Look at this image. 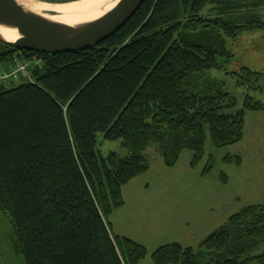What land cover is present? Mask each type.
<instances>
[{
    "label": "trees",
    "instance_id": "trees-1",
    "mask_svg": "<svg viewBox=\"0 0 264 264\" xmlns=\"http://www.w3.org/2000/svg\"><path fill=\"white\" fill-rule=\"evenodd\" d=\"M263 11L264 0H147L120 32L90 50L50 55L0 44V71L17 58L43 61L32 81L0 83V217L11 221L12 248L24 264L143 263L146 248L112 231L123 188L147 174L153 145L172 168L185 150L193 166L204 159L207 131L217 149L243 139L246 111L264 112L251 96L264 94V74L246 67L231 73L248 90L242 110L205 74L222 68L220 58L231 63L229 41L264 30ZM98 133L121 141L128 155L98 156ZM211 169L212 159L205 173ZM262 245L264 205L251 206L198 250L168 244L152 261L264 264V254L252 256Z\"/></svg>",
    "mask_w": 264,
    "mask_h": 264
},
{
    "label": "rangeland",
    "instance_id": "rangeland-1",
    "mask_svg": "<svg viewBox=\"0 0 264 264\" xmlns=\"http://www.w3.org/2000/svg\"><path fill=\"white\" fill-rule=\"evenodd\" d=\"M229 49L234 53L231 63L220 58L222 68L207 72L205 77L223 83L226 92L237 100V110H242L248 90L239 87L231 73L246 67L264 74V30L229 41ZM22 81L5 83L16 88ZM251 96L264 104V94L253 90ZM112 152L122 157L128 155L121 141H109L104 133H98V156L107 157ZM146 157L149 171L123 188L125 205L110 217L114 234L146 248L147 257L142 264H154L153 254L168 244L179 243L198 250L202 242L233 215L247 207L264 205V112L246 111L244 137L230 147L215 148L207 131L205 157L195 166L189 150L183 151L172 168L166 166L156 145L149 148ZM228 158L233 162H228ZM236 158L241 160V165ZM211 159L212 169L205 173ZM12 236L13 225L2 215L0 264H24L14 254ZM263 254L264 245L252 256Z\"/></svg>",
    "mask_w": 264,
    "mask_h": 264
},
{
    "label": "water",
    "instance_id": "water-1",
    "mask_svg": "<svg viewBox=\"0 0 264 264\" xmlns=\"http://www.w3.org/2000/svg\"><path fill=\"white\" fill-rule=\"evenodd\" d=\"M33 1L54 6L73 3ZM146 1L116 0V5L102 17L69 25L38 14L20 4L18 0H0V44L19 51L50 55L90 50L120 32ZM1 29L16 31L19 39L15 42L7 40Z\"/></svg>",
    "mask_w": 264,
    "mask_h": 264
},
{
    "label": "bare ground",
    "instance_id": "bare-ground-1",
    "mask_svg": "<svg viewBox=\"0 0 264 264\" xmlns=\"http://www.w3.org/2000/svg\"><path fill=\"white\" fill-rule=\"evenodd\" d=\"M18 1L20 4L38 14L45 15L54 21L69 25L96 20L116 5V0H80L70 4L55 6L52 4H41L33 0ZM107 5L109 6L107 7ZM1 33L9 41L15 42L19 39L16 31L1 29Z\"/></svg>",
    "mask_w": 264,
    "mask_h": 264
},
{
    "label": "built area",
    "instance_id": "built-area-1",
    "mask_svg": "<svg viewBox=\"0 0 264 264\" xmlns=\"http://www.w3.org/2000/svg\"><path fill=\"white\" fill-rule=\"evenodd\" d=\"M42 59L33 56L31 58L25 59H15L14 65L9 71H0V83H5L8 81H21L23 79H28L32 81L30 76V70L37 68L42 64Z\"/></svg>",
    "mask_w": 264,
    "mask_h": 264
},
{
    "label": "crops",
    "instance_id": "crops-1",
    "mask_svg": "<svg viewBox=\"0 0 264 264\" xmlns=\"http://www.w3.org/2000/svg\"><path fill=\"white\" fill-rule=\"evenodd\" d=\"M130 185V184H129Z\"/></svg>",
    "mask_w": 264,
    "mask_h": 264
}]
</instances>
